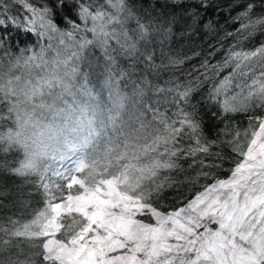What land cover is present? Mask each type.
I'll use <instances>...</instances> for the list:
<instances>
[{"label":"snow or ice","instance_id":"1","mask_svg":"<svg viewBox=\"0 0 264 264\" xmlns=\"http://www.w3.org/2000/svg\"><path fill=\"white\" fill-rule=\"evenodd\" d=\"M17 2L31 13L23 18L29 25L39 16L41 28L57 32L54 20L59 16L79 29L67 15L75 12L96 39L84 40L77 51L51 62L44 59L42 50L39 57L29 56L24 61L27 71L23 75L0 77V122L6 127L0 132V151L22 153L19 166L11 171L39 178L44 205L10 235L40 241L33 246L39 249L35 255L43 264H264V119L257 118L258 128L251 131L246 147L239 144L240 132L228 141L241 157L228 179H216L183 207L162 211L159 201L172 181H161V170L178 169L181 157H191L194 164L208 168L219 165L197 160L198 155L222 159L220 153L211 151L216 141L203 137L202 119L191 102V90L179 93L176 103L185 107L179 108L177 119L157 117V127L151 130L144 123L130 127L121 118L125 98L117 95L112 107H102L99 93L90 84L91 65L81 66L89 45L103 50V87L109 89L112 100L111 86L125 73L115 70L109 39L119 40L114 29H106L121 23L119 17L103 5L92 11L76 0H51V7L39 10L30 0H13ZM108 3L118 12L127 10L126 0ZM252 8L247 5L248 10ZM8 9L9 4L0 0V14ZM8 21L17 22L5 15L0 25ZM88 22L91 28H87ZM256 23L264 25V17ZM139 27L142 34L147 33V28ZM60 34L74 35L72 31ZM3 42L0 37V44ZM60 42L64 43L63 39ZM121 48L132 55L135 46ZM254 58L264 65V44L253 51H231L225 63L235 61L240 69ZM260 77L264 80V72ZM225 81L231 82L229 78ZM252 89L250 96L264 100V82L253 80ZM220 92L217 87L211 99ZM222 108L225 112L237 110L227 100ZM244 135H249L248 130ZM185 140L187 146L181 147Z\"/></svg>","mask_w":264,"mask_h":264},{"label":"trees","instance_id":"2","mask_svg":"<svg viewBox=\"0 0 264 264\" xmlns=\"http://www.w3.org/2000/svg\"><path fill=\"white\" fill-rule=\"evenodd\" d=\"M4 2L9 4V9L0 14V19L7 15L17 20L16 23L8 21L0 25V37L4 39L0 44V77L5 78V74L23 75L27 71L24 61L29 56L41 55L44 45L40 28L23 19L31 17V13L18 2ZM30 2L38 10L45 5L52 6L51 0ZM76 3L92 11L103 5L122 20L119 28L125 40L124 47L134 45L135 49L132 55H128L117 41H109V51L116 59L115 70L122 69L125 73L118 84L113 85L119 91L136 93L139 123L149 125L151 130L157 127V117L177 119L175 114L179 108L185 107L176 103L180 99L179 93L190 89L191 102L202 119L203 137L216 141L211 151L220 153L222 159L201 155L196 159H207L208 163L215 162L219 167H201L193 163V158L181 157L177 161L178 169L161 170L159 179L167 178L172 183L163 191L160 209L171 211L183 207L216 179H228L241 158L228 141H233L235 133L240 132L239 144L246 147L251 131L258 128L257 118L264 119V100L258 99V95H249L256 72L251 65L256 58L245 61L240 69H236L235 61L228 64L225 61L231 51H253L264 44V25L256 23L264 17V0H126L127 10L122 13L112 8L108 0H76ZM248 4L253 5L251 10L247 9ZM246 11L247 15H242ZM67 15L79 24V29H73L59 16L54 22L59 31H72L77 38L83 33L85 22L78 19L75 12H67ZM139 25L147 28V33L142 34ZM114 28L117 29V25ZM93 46L85 49V61L93 66L97 64L98 76L95 71L92 76L104 81V52ZM148 56L151 60L147 59ZM17 59L19 66L13 67ZM225 78L230 79V84ZM222 81L225 85L221 84ZM217 87L221 92L213 100L211 97ZM225 100L237 110L225 112L222 108ZM245 130H248V136L244 135ZM3 131L6 127L0 122V132ZM187 144V140L182 141L181 147ZM22 159V153L15 149L7 153L0 151V264H29L31 261L43 264L35 255L39 249L33 246L40 241L10 235L44 206L39 178L35 175L19 176L11 171ZM202 172L211 175L203 176Z\"/></svg>","mask_w":264,"mask_h":264},{"label":"rangeland","instance_id":"3","mask_svg":"<svg viewBox=\"0 0 264 264\" xmlns=\"http://www.w3.org/2000/svg\"><path fill=\"white\" fill-rule=\"evenodd\" d=\"M114 15V14H112ZM117 16V15H114ZM34 18V24L37 28H40L39 31L40 33L43 32L44 35H41L43 38V45L42 50H43V56L44 59L48 60L49 62L53 61L54 59H63L66 56L70 55L72 52L77 51L79 49V44L82 43L84 40H95L96 38L93 36V34L90 31L86 30V26H84L83 33L80 34L79 37L73 36V38H69L67 36H61V31L57 32H52L50 31L46 26L44 28H41V23L42 21L39 19V17H33ZM120 19V18H119ZM121 23H113L108 26L106 29L107 31L111 32L113 29L115 30V35L119 40V44L124 45L125 40L123 38V33L122 29L119 28L122 26V20H120ZM117 25V29L114 28ZM92 24L90 22L87 23V28H91ZM120 33H119V32ZM39 33V34H40ZM87 33V34H86ZM89 34V35H88ZM89 36V37H88ZM51 37V38H49ZM63 39L64 43H61L60 41ZM116 41V39H113ZM111 41V39H109ZM94 47V46H93ZM95 48L99 52H103V50L98 46L95 45ZM85 51V50H84ZM57 53H60V56L57 57ZM40 55H37L39 57ZM87 60V59H86ZM36 63H39V59H37ZM87 65H91L89 61H85L82 63V67H86ZM97 64L96 65H91V72L89 75V80L91 86L94 88L96 92L99 93L100 96V102L102 107H112V101L117 99V95L124 97V108L121 110V118L129 124L130 127H135L138 128L140 123H139V118L138 114L136 112L137 105H136V93L132 92H127V91H119L117 90L116 86L112 84L111 86V92L113 93L112 95V100L109 99V89L103 87V79L100 78H95L92 76V72L95 71V75L98 74L97 70ZM255 72L254 74V79L253 80H258L260 82H264V80H261L260 74L261 72H264V65L259 61L258 58L254 59L253 64L251 65ZM32 71H39L35 68L32 69ZM24 74V73H22ZM98 76V75H97ZM7 77H5L6 79ZM251 84L252 85V81ZM255 89L259 88V83L254 86ZM116 97V98H115ZM258 99H260L258 97ZM257 99V100H258ZM119 123V120H118ZM212 227H215L213 225Z\"/></svg>","mask_w":264,"mask_h":264}]
</instances>
